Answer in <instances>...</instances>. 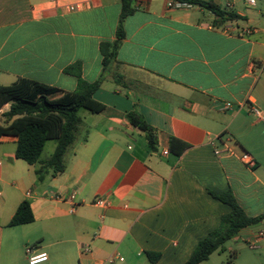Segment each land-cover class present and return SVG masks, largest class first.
Listing matches in <instances>:
<instances>
[{"label":"crops","instance_id":"0c3cea01","mask_svg":"<svg viewBox=\"0 0 264 264\" xmlns=\"http://www.w3.org/2000/svg\"><path fill=\"white\" fill-rule=\"evenodd\" d=\"M169 1L182 0H132L104 67L101 45L117 39L120 0H0V86L27 78L74 91L79 78L102 76L93 98L104 105L79 110L77 138L56 176L38 179V164L16 158L17 137H0V264H29L31 243L48 255L39 264H183L230 211L211 193L230 190L248 216L264 214L263 7L204 0L235 16L221 21L200 4ZM131 112L151 127L154 146ZM171 137L187 144L181 154ZM57 193L75 195L73 212ZM97 197L110 205H94ZM22 201L34 220L9 225ZM223 249L226 264H264V218Z\"/></svg>","mask_w":264,"mask_h":264},{"label":"trees","instance_id":"16d2710c","mask_svg":"<svg viewBox=\"0 0 264 264\" xmlns=\"http://www.w3.org/2000/svg\"><path fill=\"white\" fill-rule=\"evenodd\" d=\"M197 3L210 9L216 17L223 20L235 16L225 14L211 1L182 0ZM121 12L117 26V39L112 44L103 43L101 53L103 66L106 67L115 56L119 40L123 37L122 22L126 16L134 11L132 0H120ZM227 17V18H225ZM73 67L67 68L70 72ZM103 77L94 82L78 79V87L74 91L61 90L55 86L47 85L27 78H19L14 83L0 86V109L9 103V110L3 115L5 123L0 122V137L14 135L17 137L16 158L26 161L30 165L39 166L35 169L38 179L47 174L56 176L65 169L64 155L77 138L80 109L91 113H99L104 105L93 98L94 92L99 88ZM130 122L144 130L152 146L153 131L151 127L136 112L128 114ZM54 140L56 146L51 156L41 160V153L47 141ZM187 144L175 137L170 138V149L177 155L181 154ZM211 195L228 204L230 211L221 216L219 226L209 232L207 236L198 241L193 252L183 264H199L206 261L216 250H222L224 244L241 229L253 225L264 218V214L256 217L248 216L239 206L230 190L222 194ZM34 220L28 201H22L12 216L9 225H22ZM151 262L156 261L158 253H147Z\"/></svg>","mask_w":264,"mask_h":264},{"label":"built area","instance_id":"2783aa9c","mask_svg":"<svg viewBox=\"0 0 264 264\" xmlns=\"http://www.w3.org/2000/svg\"><path fill=\"white\" fill-rule=\"evenodd\" d=\"M245 1V4L247 6H256L257 5V2L260 1V0H244ZM168 6L170 7H177V8H180V7H183V6H186L187 4L183 1H169ZM77 8L76 5H69L68 6V9L69 10H75ZM251 112L253 114H255L256 116L258 117H262V114H261V111L257 108V107H252L251 108ZM163 154H167L168 153V150H163L162 151ZM216 153H220L219 151H216ZM242 160L245 162V163H251L252 162V158L247 154V153H243V155L241 156ZM28 194V192H27ZM54 198L58 201H61V202H64V201H69L70 203H72V205L70 206V212H73L74 209H75V205L77 204V201L75 200V195L74 194H70V195H65V194H60V193H57L55 195H53ZM94 205L100 207V208H106L110 205V202L107 201L106 199L102 198V197H97L94 202H93ZM262 236V234H260V237ZM259 239L260 238H256L254 240H249L247 241V245L250 247V248H256L259 246ZM25 254H26V257H27V261L29 264H39V263H43L45 261L48 260V255L47 253L45 252H34V250H32L31 247H26L25 248ZM122 258H120L121 260Z\"/></svg>","mask_w":264,"mask_h":264},{"label":"rangeland","instance_id":"374dc122","mask_svg":"<svg viewBox=\"0 0 264 264\" xmlns=\"http://www.w3.org/2000/svg\"><path fill=\"white\" fill-rule=\"evenodd\" d=\"M261 6L263 7L262 8L263 12L262 13H257L258 14L257 16L259 17V19L264 21V1H258L257 5L255 7H249V6H247V7L251 8V10H254L256 12L257 8H259ZM263 80H264V73H263V75L261 77V81H263ZM2 114L3 113H0V120L1 121H3V115ZM54 143H55V141L52 140V141H48L45 144V146L43 148V151H42V156L43 157L48 156L52 152ZM26 246L27 247H32V243L29 244V245H26ZM228 259H229L228 252H226L225 249H222V250L218 249L212 255H210L209 258L207 259V261L204 262L203 264H226L228 262ZM73 261H74L75 264H77V260L75 258L73 259Z\"/></svg>","mask_w":264,"mask_h":264}]
</instances>
